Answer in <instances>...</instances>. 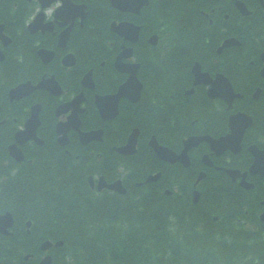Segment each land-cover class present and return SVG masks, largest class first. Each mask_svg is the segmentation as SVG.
<instances>
[{
	"label": "flooded vegetation",
	"instance_id": "1",
	"mask_svg": "<svg viewBox=\"0 0 264 264\" xmlns=\"http://www.w3.org/2000/svg\"><path fill=\"white\" fill-rule=\"evenodd\" d=\"M185 1L192 3H182L176 11L179 14H191V29L186 35L184 33L185 25L181 23L178 39L173 42L171 48H169L170 44H166L162 48L158 46L159 50H154L148 45L149 42L145 41H139L137 44L126 43L133 49V55L123 61L139 65L140 79L159 75L163 84L159 88L147 89L145 95H141L140 105L137 107L130 99L122 98L119 101L118 113L105 121L96 107L95 100L97 95L107 96L116 93L118 87L128 78L126 73H120L115 67V61L121 52L122 41L107 39L103 30L97 31L94 27V31L90 34L79 37L75 35L69 43L60 47L58 37L67 24L55 16L54 10L59 4H53L46 12V21L53 24V31H51L53 40L50 42L53 46H49V48L55 52L56 57L71 53L78 57L81 50L89 65L91 63L94 65L93 89L88 85L84 87L82 79L74 76L71 68H59L57 61L49 67H52L51 73H55L54 75L61 81L64 89V95L57 99L58 103L70 101L79 94L84 95L81 105L84 109L81 114V130L104 128L102 140L91 143L95 144L96 154H98V170L91 171L92 174L98 176H94V187L90 185L89 189L97 195L111 193L113 198V195H117L106 188L101 192L98 191L97 177L101 175L107 182H113L118 179V175L127 170L136 175L144 174L145 177L160 173L162 178L169 171H178L179 173L187 172L194 183L199 173L206 172V176H208L211 169H208L202 160L204 154L212 153L208 144L202 143L190 149L188 151L190 165L185 167L179 160L171 163L159 159L149 145L148 138L152 135L150 137L140 136L135 153L121 156L116 149L119 145H125L127 140L123 143L124 139L118 133L119 128L126 129L127 136L135 127L146 130V132H142L143 135H149L153 130H157L159 133L158 143L170 148L178 155L184 148V140L190 136L210 135L218 138L228 134L230 115L242 112L253 118L252 127L244 135L243 147L248 151V146L255 144L260 149H264V0ZM28 2L33 5V10L36 9L38 12L40 8L38 1L29 0ZM15 7H17V3ZM149 9L142 10L139 15L143 17V26L148 28L151 25ZM108 13L112 16L119 14L115 11ZM130 16H136V14H130ZM17 17L18 14L10 24L0 21V25H4L6 32H9L12 27L14 31L21 34L23 26L21 20L16 19ZM32 20L33 18L27 22V25ZM76 23H80L83 27L79 19L75 21L74 25ZM24 28L27 32L26 25ZM200 32L202 33L200 34ZM9 35L13 39L11 34ZM226 41L232 42V45L229 44L222 48ZM74 44L77 45L74 46ZM115 46L118 50L114 48ZM12 50L11 45L5 46L0 41V67L3 72L7 68L5 64L7 55ZM172 51L175 53L174 56L170 55ZM2 54L4 58L6 56L5 60L1 59ZM195 64L200 65L201 72L197 73L198 78L203 81L197 85L194 84L196 75L193 73V66ZM27 66L28 63H26ZM55 70H58V73ZM149 71L153 73L151 76L148 75ZM201 73L208 75L210 80L207 83L205 82L206 77ZM27 75L26 73L25 78L28 79ZM226 79L232 84L234 91L240 95L233 100L232 107L230 93L225 85ZM3 97V95L0 96V112L3 113V117L0 119V206L4 212L9 211L5 210L9 204L14 206V209L10 211L14 217V224L10 236L6 237L2 234L0 236L9 239L15 238V241L3 240L0 248L16 251L22 246L26 252L23 253L21 259L27 264H39L46 254L52 256V264H57L55 260L61 253L59 251L61 247L52 246L47 252L42 251L39 242L41 236H38L37 232L38 225L27 210L28 202L22 200L25 198L24 192L27 196L30 195L24 189V185L28 186L29 184L24 182L22 176L33 171L30 164L34 165V161L39 158L43 162L55 161L56 163L55 170L46 169L39 172L69 171L70 174H75L77 169H69V160H79L82 167L79 171L86 174V146L82 143L77 130L69 131L70 143L68 146L62 147L58 143L56 126L61 120L66 122L70 112L56 117V107L44 105L43 102L37 100L36 92L20 101L11 99L9 96L7 99H2ZM37 102H41L43 105L40 125L37 129V134L43 140V144L27 140L18 145L25 155V161L17 162L10 156L9 146L15 143L16 134L24 128L26 120L30 116V109ZM134 123L135 127L129 129ZM104 151H106L105 154ZM61 159L66 162L64 167L60 166ZM212 159L220 165L226 166L229 156L227 153L222 156L213 155ZM252 161L253 157H251V163L248 166V160L242 159L240 169L245 170L247 167L249 169ZM209 180L208 177L207 181ZM124 186L126 188L141 187V185L130 184L128 181H125ZM2 195L4 197L1 199ZM13 195L16 198L14 203H12ZM56 217L67 220L69 214L58 213ZM0 264H3L2 260H0Z\"/></svg>",
	"mask_w": 264,
	"mask_h": 264
},
{
	"label": "trees",
	"instance_id": "2",
	"mask_svg": "<svg viewBox=\"0 0 264 264\" xmlns=\"http://www.w3.org/2000/svg\"><path fill=\"white\" fill-rule=\"evenodd\" d=\"M74 1H86L92 12L86 24L87 33L74 31L72 39L75 35L90 34L93 26L106 35L110 16L104 10L108 0ZM32 11L33 5L28 0H0V21L10 24L18 14L16 19L21 20L23 26L21 34L12 27L9 29L13 50L7 55L6 71L0 67L2 99L8 98L11 87L27 79L26 73L36 81L48 70L36 55V44L51 46L53 37L32 36L26 32L25 20ZM185 28L184 33L188 35L191 23ZM78 57V67L83 66V61L87 60L81 50ZM78 67L71 70L74 76L80 71ZM152 74L148 72L149 76ZM150 78L143 79L146 88L155 85ZM36 94V99L44 105L56 106L57 99L49 94ZM2 117L0 112V119ZM123 131L118 130L119 136H126ZM153 133L159 136L157 130ZM55 164V161L43 162L39 158L30 165L33 171L22 176L29 184L24 185V189L30 195L24 192L22 200L28 202L27 210L38 225L39 242L46 238L64 242L62 254L55 260L57 264H264V223L258 219L257 190L226 188L230 180L223 173H215L212 183L200 186L202 196L194 205L187 177L180 193L173 197L164 195L161 187L154 186L144 192L134 189L126 196L105 195L99 199L88 190L86 175L79 171L82 167L71 160L69 169H77L75 174L39 172L55 170ZM65 164L61 159L60 166ZM95 167V159L89 160L87 169ZM141 177L134 175V179ZM12 199L14 203V195ZM13 209L12 204L5 208ZM65 210L71 211V217L67 220L56 217ZM3 212L0 206V213ZM0 237V246L3 240L15 241V238ZM24 252L22 246L16 251L0 248V260L3 264H27L21 259Z\"/></svg>",
	"mask_w": 264,
	"mask_h": 264
},
{
	"label": "water",
	"instance_id": "3",
	"mask_svg": "<svg viewBox=\"0 0 264 264\" xmlns=\"http://www.w3.org/2000/svg\"><path fill=\"white\" fill-rule=\"evenodd\" d=\"M39 1L41 2L42 8H45V7L50 6L53 2H55L57 0H39ZM61 1L63 2V6L59 9V14L64 15L65 17L69 16L72 20L75 19V17L83 14L84 6H75L74 4H72V2L70 0H61ZM145 3H146L145 1H140V0H111L112 6L118 8L122 11H129L133 8L138 10ZM42 15H43V13H40L37 16V18L33 21V23L29 26L30 31L35 32L38 29L42 28L41 22L44 19V16H42ZM43 27L48 29V26H43ZM112 29L117 31L120 35H124L126 37H129L133 31V29L126 23L120 24L119 26H115V24H113ZM135 32L137 34V29L135 30ZM0 37L2 39H4V36L2 34V29L0 30ZM68 38H69V30H66L61 35L59 46H65ZM39 54L45 63H49L51 61L53 55H54L52 52L50 53L48 51H43V50L40 51ZM62 62H63V65H65V66H72L75 64V58L73 55L70 54V55H67L66 57H64ZM136 71L137 70H133L132 72H130V81L126 85H130L136 89H139L140 83L136 79ZM90 78H91V73H89L85 77L84 82L90 83ZM35 88L48 90L51 93H53L54 95H59L61 93V89H60L59 85L57 84V82L52 77L50 79H43L35 87H32L29 84L21 85V86L17 87L16 89H13L10 92V94H11V96L20 97V95L30 93ZM125 90H126V87H121L119 92L116 95H114L113 97L100 99L98 101L99 107L103 108L108 103L113 104V107H114L117 104V102L121 96H126ZM80 103H81V96L77 97V99L73 100V102L69 105L70 108L74 109L73 114L76 117V119H74V120H76V127L79 126V119H78L77 113L79 112L78 107H79ZM67 107H68V105L60 106L57 109V113L59 114L60 112L65 111ZM39 111H40L39 105H36L33 107L32 116L26 124V131L21 132L17 135V141L18 142H23L29 138H35L36 127L38 126V123H39L38 122ZM245 118L249 120L248 117H245ZM69 129L70 128L67 125H63L61 123L58 124L57 132L59 134H63V136L60 137V142L62 144L67 143V132L69 131ZM242 133H243V129H241L240 132L235 136L234 142L230 141L231 142L230 147L232 146V144L240 146ZM81 136H83L82 139L87 143L88 141L93 139L94 134L93 133H85L84 135H81ZM136 139H137V133H134L129 138V143H128L127 147L133 148L136 144ZM215 142H217V141H215ZM150 144L155 148V150L157 151L159 156L166 157V155L168 154V150H165L161 147H158L156 142L154 141V139L151 141ZM223 150L224 149H222L221 151H223ZM251 150L255 154L254 155L255 156V162L251 168V172H252V174L259 173V171H262L264 169V151L262 153L255 152L254 151L255 146H253L251 148ZM10 151H11V154L14 157H16V159H20L19 155H21V153L18 149H16V145L10 147ZM186 165H188V162L186 163ZM229 173L233 177V179H235L237 176H239V172L229 171ZM245 176H246V174L243 175V181H242L241 185L244 186L246 189H249L252 187V185L245 183V181H244ZM120 187H121V183H118V184L115 183L111 186V188H114L117 191L123 192V190ZM199 196H200L199 193L196 192L195 196H194V202L195 203H197ZM261 219L264 221V214L261 216ZM12 224H13V218H12V215L10 213H7L3 216H0V232H2L4 234H9L8 228L11 227ZM50 245H51L50 242H45L42 245V249L46 250L49 248ZM57 245H60V244H57ZM40 264H51V257L46 256Z\"/></svg>",
	"mask_w": 264,
	"mask_h": 264
}]
</instances>
